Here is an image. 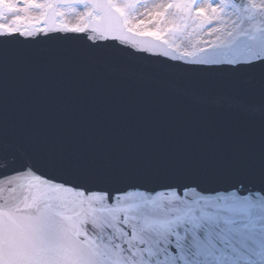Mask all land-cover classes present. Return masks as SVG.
I'll return each mask as SVG.
<instances>
[{
  "label": "snow or ice",
  "instance_id": "obj_1",
  "mask_svg": "<svg viewBox=\"0 0 264 264\" xmlns=\"http://www.w3.org/2000/svg\"><path fill=\"white\" fill-rule=\"evenodd\" d=\"M0 264H264V0H0Z\"/></svg>",
  "mask_w": 264,
  "mask_h": 264
},
{
  "label": "water",
  "instance_id": "obj_2",
  "mask_svg": "<svg viewBox=\"0 0 264 264\" xmlns=\"http://www.w3.org/2000/svg\"><path fill=\"white\" fill-rule=\"evenodd\" d=\"M43 35V34H41ZM52 35H73L65 33H53ZM41 45H35L34 47H40ZM150 55V54H144ZM200 116L203 119L211 120L213 122L219 123L227 128H230L234 131L245 132L253 128L254 122L239 112L227 111V110H218V109H204L201 110Z\"/></svg>",
  "mask_w": 264,
  "mask_h": 264
},
{
  "label": "rangeland",
  "instance_id": "obj_3",
  "mask_svg": "<svg viewBox=\"0 0 264 264\" xmlns=\"http://www.w3.org/2000/svg\"><path fill=\"white\" fill-rule=\"evenodd\" d=\"M65 21L68 22L69 24H74L76 23V17L73 15H67L65 18Z\"/></svg>",
  "mask_w": 264,
  "mask_h": 264
}]
</instances>
